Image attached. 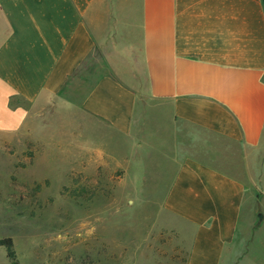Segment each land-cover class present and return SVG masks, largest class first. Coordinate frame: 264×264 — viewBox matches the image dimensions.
I'll return each mask as SVG.
<instances>
[{"label":"crops","instance_id":"obj_1","mask_svg":"<svg viewBox=\"0 0 264 264\" xmlns=\"http://www.w3.org/2000/svg\"><path fill=\"white\" fill-rule=\"evenodd\" d=\"M137 59L145 98L120 79ZM48 107L138 147L153 111L148 149L174 166L155 174L162 209L193 229L185 264L260 251L264 0H0V131Z\"/></svg>","mask_w":264,"mask_h":264},{"label":"rangeland","instance_id":"obj_2","mask_svg":"<svg viewBox=\"0 0 264 264\" xmlns=\"http://www.w3.org/2000/svg\"><path fill=\"white\" fill-rule=\"evenodd\" d=\"M138 64L120 79L145 98ZM64 112L38 109L18 131H0V241L11 239L14 252L0 246V264H185L193 229L162 209L174 166L148 149L161 135L153 136V111L143 147ZM164 167L167 179L156 180ZM254 207L264 214V198ZM257 236L260 253L245 264L260 263L264 224Z\"/></svg>","mask_w":264,"mask_h":264},{"label":"trees","instance_id":"obj_3","mask_svg":"<svg viewBox=\"0 0 264 264\" xmlns=\"http://www.w3.org/2000/svg\"><path fill=\"white\" fill-rule=\"evenodd\" d=\"M0 246H4L6 248L8 257L14 258V252L12 249L11 239H5V240L0 241Z\"/></svg>","mask_w":264,"mask_h":264}]
</instances>
